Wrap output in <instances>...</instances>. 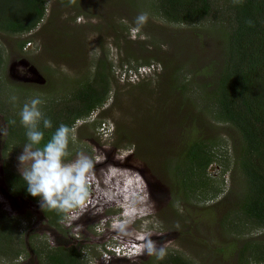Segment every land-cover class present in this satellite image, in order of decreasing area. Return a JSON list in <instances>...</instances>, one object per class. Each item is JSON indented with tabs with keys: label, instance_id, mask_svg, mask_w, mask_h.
Returning a JSON list of instances; mask_svg holds the SVG:
<instances>
[{
	"label": "rangeland",
	"instance_id": "rangeland-1",
	"mask_svg": "<svg viewBox=\"0 0 264 264\" xmlns=\"http://www.w3.org/2000/svg\"><path fill=\"white\" fill-rule=\"evenodd\" d=\"M214 3L204 20L176 22L161 14L156 0H46L33 29L0 31V216L14 218L19 226V236L10 245L3 242L0 264H40L42 254L30 249L33 244L81 247L82 264H170L171 255L189 264H241L246 241L264 244V228L236 217L237 198L246 189L237 160L241 136L215 117L213 82L227 59L233 16L228 0ZM14 7L19 4L6 11ZM142 12L149 19L133 35ZM124 19L127 24L120 22ZM21 40L26 42L19 49ZM100 63L109 73L107 98L88 117L76 120L77 139L66 160L79 152L99 158L97 184L90 189L92 203L66 212L58 228L31 200L7 189L2 162L20 174L17 158L24 145L6 144L4 120L12 114L20 121L23 104L32 98L45 101V112L67 97L75 80L100 70ZM198 137L213 140L214 160L202 177L192 176L185 197L177 164ZM108 196L115 199L109 202ZM124 208L131 213L127 234L112 226L116 218L125 219ZM225 214L237 226L223 224ZM73 215L78 218L70 219ZM148 232L156 242L152 254L141 247ZM128 242L139 244L130 255L106 250ZM18 246L23 252L16 258L7 253ZM244 256V264H264L247 252Z\"/></svg>",
	"mask_w": 264,
	"mask_h": 264
},
{
	"label": "trees",
	"instance_id": "trees-1",
	"mask_svg": "<svg viewBox=\"0 0 264 264\" xmlns=\"http://www.w3.org/2000/svg\"><path fill=\"white\" fill-rule=\"evenodd\" d=\"M214 1L156 0L155 5L161 14L171 21L196 22L204 20L212 10L214 11ZM228 1L233 23L226 36L227 59L213 82L215 117L217 120L232 124L241 136L242 143L237 160L246 181V189L237 198L236 217L239 221L243 219L264 228V0ZM14 2L18 3L19 7H14V11H6ZM45 3L46 0H0V31L12 34L30 31L43 17ZM25 42L19 41L18 48L22 49ZM2 64L3 53L0 47V69ZM100 66L101 69L97 67L92 75L75 80L73 89L67 97L44 112L45 116L52 120L53 127L43 129L41 122L40 127L45 132L41 146L51 138L61 123L74 126L76 120L88 117L92 111L103 105L110 89V79L103 63H100ZM12 120L16 123L12 124ZM4 124L6 144H12V141L19 145L28 143L26 129L15 115H7ZM71 144L70 152L73 150ZM213 144L210 138L198 137L185 148L177 164L178 184L185 197L193 184L192 176L202 177L206 166L214 160L215 153L211 150ZM7 163L2 162V172L9 192L31 200L40 208L48 224L59 228L61 226L59 222L65 217L66 212L42 209L39 198L28 193L22 176L11 171ZM200 182L201 178H198L196 183ZM224 220L227 225L237 226L235 222L228 221V214L223 216V224ZM17 223L14 218L4 219L0 216L1 252L5 249L2 247L4 241L10 245L11 239L19 236ZM30 243L33 244L31 241ZM243 248L241 264H244L245 252L255 260L264 261L263 243L248 240ZM30 249L35 254H42L40 264H82L81 247L72 245L47 247L42 244L35 248L33 244ZM21 252L23 251L20 248L11 249L7 253H13L12 256L16 258ZM170 259L172 261L170 264H189L186 259L176 255H171Z\"/></svg>",
	"mask_w": 264,
	"mask_h": 264
},
{
	"label": "clouds",
	"instance_id": "clouds-1",
	"mask_svg": "<svg viewBox=\"0 0 264 264\" xmlns=\"http://www.w3.org/2000/svg\"><path fill=\"white\" fill-rule=\"evenodd\" d=\"M149 13H140L135 20L136 27L132 28L133 35L139 31L140 26L147 23ZM121 23L127 24L126 19L121 20ZM166 50L167 46H163ZM55 68V65H51ZM62 71L67 72L65 66H61ZM12 101L16 97H11ZM45 103L40 98H32L23 104L19 112L20 123L26 129L25 135L28 143L23 147L22 153L18 156L20 165V174L26 182L28 193L39 198L40 207L68 212L77 208H84L86 203H92L90 200V189L93 184H97L95 166L100 162L99 158H93L83 152L77 153V156L71 162H66L71 155L69 151L70 143L76 141V127L68 126L61 123L51 135V138L41 146V142L45 139V132L41 129H51L53 127L52 120L47 118L41 110V105ZM12 124L16 121L12 120ZM105 125L103 126V130ZM106 129V128H105ZM138 181L142 177L137 175ZM97 191L99 189L97 188ZM115 197L108 196L110 202ZM124 207L123 204L120 205ZM134 208V207H133ZM124 220L116 218L113 222V228L119 229L126 233V229L131 222V213L127 208H124ZM77 215H73L70 219H77ZM153 233L145 234V242L142 244V249L148 254H152L156 248V242L150 239ZM140 238L144 236H140ZM133 243L135 246H125L123 252L117 251L121 244H115L106 250L113 252L116 256H126L134 253L138 248V243ZM164 248H160V256L162 257Z\"/></svg>",
	"mask_w": 264,
	"mask_h": 264
},
{
	"label": "flooded vegetation",
	"instance_id": "flooded-vegetation-1",
	"mask_svg": "<svg viewBox=\"0 0 264 264\" xmlns=\"http://www.w3.org/2000/svg\"><path fill=\"white\" fill-rule=\"evenodd\" d=\"M18 64H21L23 68H25L26 64L23 61H20ZM19 76V75H18ZM23 77V76H22ZM26 78V77H24Z\"/></svg>",
	"mask_w": 264,
	"mask_h": 264
},
{
	"label": "water",
	"instance_id": "water-1",
	"mask_svg": "<svg viewBox=\"0 0 264 264\" xmlns=\"http://www.w3.org/2000/svg\"><path fill=\"white\" fill-rule=\"evenodd\" d=\"M30 71H32L33 73H36V70H34L33 68L30 69ZM42 80L41 78H37V81Z\"/></svg>",
	"mask_w": 264,
	"mask_h": 264
},
{
	"label": "built area",
	"instance_id": "built-area-1",
	"mask_svg": "<svg viewBox=\"0 0 264 264\" xmlns=\"http://www.w3.org/2000/svg\"><path fill=\"white\" fill-rule=\"evenodd\" d=\"M141 68V67H140ZM142 69H144V66L142 67Z\"/></svg>",
	"mask_w": 264,
	"mask_h": 264
}]
</instances>
